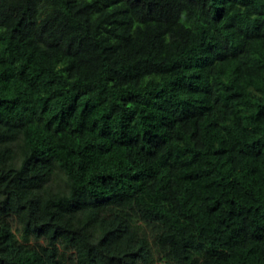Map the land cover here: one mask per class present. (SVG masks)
I'll use <instances>...</instances> for the list:
<instances>
[{
    "label": "trees",
    "instance_id": "trees-1",
    "mask_svg": "<svg viewBox=\"0 0 264 264\" xmlns=\"http://www.w3.org/2000/svg\"><path fill=\"white\" fill-rule=\"evenodd\" d=\"M0 264H264V0H0Z\"/></svg>",
    "mask_w": 264,
    "mask_h": 264
},
{
    "label": "rangeland",
    "instance_id": "rangeland-1",
    "mask_svg": "<svg viewBox=\"0 0 264 264\" xmlns=\"http://www.w3.org/2000/svg\"><path fill=\"white\" fill-rule=\"evenodd\" d=\"M56 181V180H55ZM57 182V181H56Z\"/></svg>",
    "mask_w": 264,
    "mask_h": 264
}]
</instances>
